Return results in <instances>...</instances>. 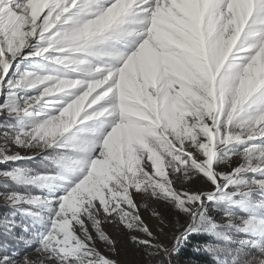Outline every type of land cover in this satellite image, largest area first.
Returning a JSON list of instances; mask_svg holds the SVG:
<instances>
[{
  "label": "snow or ice",
  "instance_id": "obj_1",
  "mask_svg": "<svg viewBox=\"0 0 264 264\" xmlns=\"http://www.w3.org/2000/svg\"><path fill=\"white\" fill-rule=\"evenodd\" d=\"M0 97V264H264V0H0Z\"/></svg>",
  "mask_w": 264,
  "mask_h": 264
},
{
  "label": "rangeland",
  "instance_id": "obj_2",
  "mask_svg": "<svg viewBox=\"0 0 264 264\" xmlns=\"http://www.w3.org/2000/svg\"><path fill=\"white\" fill-rule=\"evenodd\" d=\"M0 99H3L0 97ZM3 121L0 120V123ZM22 156L30 157L33 156L34 153L27 152L24 150H19ZM234 163L236 162V158H233ZM11 167H24V168H31L35 170H41L39 158L37 159H25L21 161H17L15 163H8V164H0V170H4ZM222 170L228 171L230 170L229 165L222 166ZM3 178L0 177V191H4L3 189ZM190 190H203L206 189L208 186L205 185L202 181H197L194 184L187 186ZM15 190L23 191L22 188H16ZM34 194H39L36 190H33ZM138 202L141 204L142 210L143 205L145 203H150L151 207L156 208L160 207L159 204L149 201L148 199L144 198L141 199L139 196L137 197ZM8 213V208L5 206V202L2 197H0V215H4ZM212 214L217 219L218 222L223 221L224 217L218 211L213 209ZM150 213L145 212V218H147ZM170 220L175 224L177 217L175 214L170 215ZM186 221L183 218H180V224H185ZM105 230L108 234H110L113 238L116 239V250L110 251L106 246L102 243L98 242L99 250L109 258L115 260L117 264H154V260L151 257L146 256V253L141 251L140 249L133 246L130 241L127 239L126 234L114 226L105 225ZM176 231V228H172L168 231L166 236L161 237V241L168 245L169 247L172 246V234ZM2 239V237H0ZM212 238L208 236H197L192 237L188 240L186 244H184L177 253H174L171 258V264H211V257L203 251V246L206 243H211ZM197 248H200V251H196ZM14 251L18 255H22L24 252L23 245H17ZM35 255L34 253H30Z\"/></svg>",
  "mask_w": 264,
  "mask_h": 264
}]
</instances>
